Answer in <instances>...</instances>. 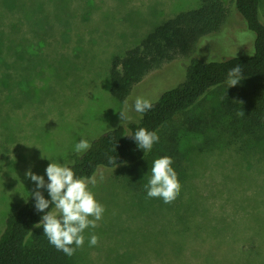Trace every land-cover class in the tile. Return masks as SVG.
Masks as SVG:
<instances>
[{
    "label": "rangeland",
    "instance_id": "rangeland-1",
    "mask_svg": "<svg viewBox=\"0 0 264 264\" xmlns=\"http://www.w3.org/2000/svg\"><path fill=\"white\" fill-rule=\"evenodd\" d=\"M223 1L227 18L216 32L145 75L119 102L108 91L112 57L200 0H21L18 47L5 48L0 63L9 79L0 88V232L5 215L37 190L28 170L47 183L50 159L69 164L82 153L74 150L81 138L91 142L138 120L135 98L154 101L175 86L190 57L215 61L253 52L254 33ZM259 14L264 22V0ZM223 89L168 123L135 167L97 172L89 187L105 211L98 227L84 232L80 264H172L189 256L201 264H264V160L225 138L217 112ZM162 156L184 167L174 169L181 189L170 204L147 197L145 187L151 172L144 171ZM92 233L99 236L94 247Z\"/></svg>",
    "mask_w": 264,
    "mask_h": 264
},
{
    "label": "trees",
    "instance_id": "trees-1",
    "mask_svg": "<svg viewBox=\"0 0 264 264\" xmlns=\"http://www.w3.org/2000/svg\"><path fill=\"white\" fill-rule=\"evenodd\" d=\"M230 2L247 28L254 33L253 52L215 61L190 57L182 80L151 101L153 106L150 110L140 113L136 121L108 129L90 142L88 150L74 154L67 165L77 176L95 177L100 169H114L108 160L114 156L115 168L135 167L151 150L144 152L129 135L141 127L159 135L168 123L190 111L218 87H224L217 112L223 114L219 116L225 138L238 145L239 152L244 155L258 151L264 160V22L259 14L260 0ZM20 14L21 0H0V63L5 60V48L18 47L16 33L24 26L23 23L20 26ZM226 18L227 10L223 0H200L197 7L177 12L148 32L123 55L112 57L108 73L110 95L119 102L125 100L134 85L145 75L177 55L190 52L199 38L216 32ZM34 45L35 40L28 48H34ZM236 65L241 67L243 79L238 84L243 86L228 88L227 73ZM8 82V75L1 71L0 88L6 90ZM173 168L176 171L184 169L181 165ZM147 171L151 172V167L144 172ZM183 173L179 172V177L182 178ZM135 182L139 187V181ZM39 191L45 199L50 200L45 188ZM52 207L50 204L45 211ZM43 214L35 209L32 196L5 215L0 232V264H80L82 250L67 256L49 243L43 228L37 225ZM189 257H175L171 261L172 264L184 260L191 264L203 262L202 258ZM220 261L217 260L218 263ZM250 261L243 262L241 259L233 262L251 264Z\"/></svg>",
    "mask_w": 264,
    "mask_h": 264
},
{
    "label": "clouds",
    "instance_id": "clouds-1",
    "mask_svg": "<svg viewBox=\"0 0 264 264\" xmlns=\"http://www.w3.org/2000/svg\"><path fill=\"white\" fill-rule=\"evenodd\" d=\"M242 79L240 65L232 67L227 73L228 88L236 86ZM152 106L151 101L143 97H136L132 104V108L141 114L150 110ZM120 116L126 119L123 113H120ZM129 136L144 152L150 151L153 144L159 141L155 131L143 127ZM90 147V142L81 138L75 144L74 150L79 153ZM108 160L114 168L117 166L116 156L109 157ZM50 161L45 169L47 183L44 176L36 175L31 170L26 172V176L35 182L37 189L32 193L35 209L44 213L37 225L43 228V234L51 245L65 255L72 256L77 249L83 247L85 230L98 227L105 208L96 200L95 193L89 187L96 185L95 177H79L67 164L52 159ZM172 164L173 160L169 156H162L153 161L151 176L145 186L147 197L162 199L165 204L175 201L180 194L181 185ZM42 188L47 190L50 200L45 199L39 191ZM50 204L53 205L51 210L45 211L49 209ZM88 243L89 246H96L99 243V236L95 233L90 234Z\"/></svg>",
    "mask_w": 264,
    "mask_h": 264
}]
</instances>
